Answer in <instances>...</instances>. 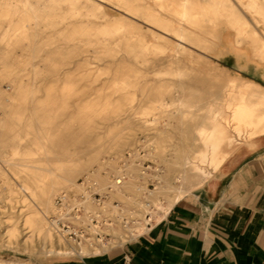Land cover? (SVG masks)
Wrapping results in <instances>:
<instances>
[{
	"label": "bare ground",
	"instance_id": "obj_1",
	"mask_svg": "<svg viewBox=\"0 0 264 264\" xmlns=\"http://www.w3.org/2000/svg\"><path fill=\"white\" fill-rule=\"evenodd\" d=\"M228 47L239 59L256 62V71L264 67V0H0V85L14 84L4 94L0 145H10L19 156L41 158L16 164L21 189L30 191L34 206H28L21 230L7 225L3 243L48 256L101 253L116 243L67 242L47 219L55 196L74 188L80 176L94 174L101 189L112 187L113 195L135 207L134 218L148 215L151 223L213 174L218 177L239 147L255 149L264 137V86L204 56ZM35 59L39 62L30 63V70L24 67ZM49 76L44 87L33 84ZM91 90L94 94L86 96ZM78 95L81 101L74 100ZM87 111H98L95 119ZM126 111L130 117L120 118ZM108 112L117 124L140 130H157L164 123L160 137L147 136L145 156L162 163L166 174L137 165L142 158L136 152L125 167L128 180L114 183L110 177H119L127 145L119 135L64 163L44 160L68 154L83 139L81 129H102ZM175 125L177 142L166 145L161 135L174 139L168 129ZM25 138L30 142L23 146ZM104 154L114 159L100 161ZM148 178L156 188L144 203L139 198Z\"/></svg>",
	"mask_w": 264,
	"mask_h": 264
},
{
	"label": "crops",
	"instance_id": "obj_2",
	"mask_svg": "<svg viewBox=\"0 0 264 264\" xmlns=\"http://www.w3.org/2000/svg\"><path fill=\"white\" fill-rule=\"evenodd\" d=\"M121 245L51 264H264V162L227 166Z\"/></svg>",
	"mask_w": 264,
	"mask_h": 264
},
{
	"label": "rangeland",
	"instance_id": "obj_3",
	"mask_svg": "<svg viewBox=\"0 0 264 264\" xmlns=\"http://www.w3.org/2000/svg\"><path fill=\"white\" fill-rule=\"evenodd\" d=\"M111 14H113V11L111 10ZM263 28L259 27L258 31L262 32ZM233 38V37H232ZM232 47H228L227 50H221V49H216L213 53H205V57H207L209 60L214 62L220 67H226L228 68L231 72L234 74H240L242 77L246 79L253 80L255 82H258L264 86V67H258V71H256V62L250 60L247 61L246 59H239L237 57V54L235 51L232 50ZM199 53L198 51H196ZM22 52L21 47H16L15 48V54L20 55ZM248 56H250V51L247 50L246 52ZM39 61L37 59L28 61L27 64L24 65L26 69H31V64H37ZM31 63V64H30ZM41 65L43 63L41 62ZM96 64H94L92 67H94ZM31 76H26L24 79L26 81H29ZM106 78V77H105ZM33 80V78H31ZM50 76L47 77V80H44L42 83H39V81H33V84L35 86H41L44 87L49 83ZM15 80V78H14ZM12 80H6L0 85V90L2 92V104H0V134L3 132L4 126L2 125V120L5 119L7 111H4V94L8 95L12 92L14 84L11 82ZM89 84L87 82L82 83V85ZM98 83H92V87H97ZM81 87V86H80ZM82 88V87H81ZM86 96H89L91 94H94V90L87 91ZM43 93H38V96L41 97ZM82 96L79 95L77 97H74V100H80ZM83 98H81L82 100ZM80 100V101H81ZM84 113L86 111H83ZM88 114L94 116V119L96 117V111H87ZM68 113L76 114L78 111H68ZM53 114H59V111H54ZM112 114V112L106 113V118H107V124L104 126L102 129L98 128H89L87 130L81 129L79 131V135L82 136L83 139H80L78 141V144L75 146H70V150L68 154L66 153L65 155L61 156H49V158H45L44 160L52 161L55 164H60L64 163L67 159H74L77 158L78 156L81 155V153L87 149H95L99 147L100 145L103 144H108L110 139H107L106 137L110 135H119L122 140L124 139L125 143L131 144V146L125 145L124 148H126V152L124 154V158H129L131 154L138 153L142 159H137L135 163L139 166H141L144 169H148V172H153L156 168H160V170L166 174V170H164V165L161 163L158 165L155 161H153L150 158H147L145 155L147 153L145 145H147V136L150 134V136H159L162 131L165 130V125L163 122L160 123L158 126L157 130L153 131H146V130H140L138 128H131L132 126L127 123H120L117 124V119L115 118ZM120 118H125V117H130V112L126 111L122 115H119ZM66 120V118L64 119ZM70 121V120H69ZM176 125L173 127H170L168 129L169 135L174 136V139L172 140H167L163 135H161V138L166 142V145H174L176 144V137H178V132L175 129ZM164 129V130H163ZM102 137V139H100ZM29 140L22 139L21 144L23 146L27 145L29 143ZM10 146V145H9ZM2 147L0 145V237L2 233L8 228L9 225H14L17 224L18 228L21 230L23 227L21 224L23 223V217L26 216L29 212V207L34 206L33 202V196L31 195L30 191L23 192L21 189V182L19 179V172L17 171V165L19 161H25L27 164L33 163L37 159H41L38 157L34 156H19L16 154V152L12 151L10 147ZM171 150L172 148L169 147ZM27 150V149H25ZM169 153H172L170 151ZM6 154V155H5ZM78 154V156H77ZM104 154L100 157V161H105L109 159H114L113 154ZM240 155H247V159H258L261 162H264V137L256 140V147L255 149H248L245 144L242 145L237 149V151L230 157V159L222 166L221 171L225 169L229 163L235 159L236 157ZM246 159V160H247ZM9 165H14V166H9ZM119 166H122V163L119 162ZM95 169L98 168V166H94ZM163 169V170H162ZM110 169H108L109 171ZM90 173H93L91 171ZM149 173V174H150ZM222 173V172H221ZM220 173V175H221ZM20 174H25V173H20ZM86 174L80 176L74 188H71L68 191H60L57 196L61 193L64 192H73L76 191L78 181L82 178H84ZM102 176H105L104 173H102ZM219 177V176H218ZM113 177H110L112 180ZM216 177L215 174L207 181L210 182L214 180ZM6 179L7 184L5 186H2L4 183L3 180ZM128 180V179H127ZM145 183V190L141 192L140 198L142 201H146L148 193L150 191H154L156 188V181L148 178ZM6 185H9V190L12 192L10 194H7L8 188ZM206 185V183H205ZM204 185V186H205ZM202 188V187H201ZM200 189V188H199ZM198 190V189H196ZM196 190L192 191L191 193L195 192ZM102 195L104 193H108L107 190H100V194ZM190 194V193H189ZM55 196V198L57 197ZM134 196V195H133ZM144 197V198H143ZM54 198V199H55ZM160 199L163 200V197H160ZM107 204H112L114 201L120 202L124 209L126 208L127 211H136L134 206H128L126 203L122 201L121 198L111 195L109 193L108 199L106 200ZM143 201V202H144ZM145 203V202H144ZM167 204V203H166ZM31 210V209H30ZM24 215V216H23ZM50 215H47V219ZM153 220L152 222H154ZM8 225V226H7ZM4 240L2 237L0 238V264H51L54 261L57 260H62V259H68V258H73L78 255H72V256H48L42 253H29L27 251L22 250L21 248L19 249H13L11 247H8L7 244L3 243ZM116 246V245H115ZM114 247V246H112ZM110 247V248H112ZM109 248V249H110ZM108 249V250H109ZM107 251V250H106ZM104 252V251H103Z\"/></svg>",
	"mask_w": 264,
	"mask_h": 264
},
{
	"label": "built area",
	"instance_id": "obj_4",
	"mask_svg": "<svg viewBox=\"0 0 264 264\" xmlns=\"http://www.w3.org/2000/svg\"><path fill=\"white\" fill-rule=\"evenodd\" d=\"M131 155L119 161L122 163L119 166V177L112 176L117 185L128 179L125 167L129 164ZM100 190L103 189L99 182L94 174H90L78 181L76 191L59 194L54 200V211L48 217L52 230L63 240L77 245L116 243L124 246L144 233L153 223L147 221L148 215L134 218V211H127L120 202L107 204L109 193L113 194L112 187L106 189L107 194H100Z\"/></svg>",
	"mask_w": 264,
	"mask_h": 264
},
{
	"label": "water",
	"instance_id": "obj_5",
	"mask_svg": "<svg viewBox=\"0 0 264 264\" xmlns=\"http://www.w3.org/2000/svg\"><path fill=\"white\" fill-rule=\"evenodd\" d=\"M247 157H249V156H247V155H240V156H238V157H236L235 159H233L230 163H229V165L228 166H234V165H237V164H239L240 162H242L243 160H245V159H247Z\"/></svg>",
	"mask_w": 264,
	"mask_h": 264
}]
</instances>
